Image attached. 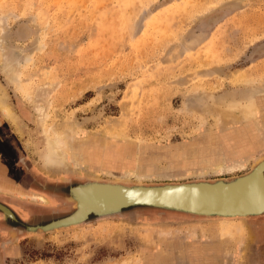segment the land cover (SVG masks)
<instances>
[{
    "label": "rangeland",
    "instance_id": "1",
    "mask_svg": "<svg viewBox=\"0 0 264 264\" xmlns=\"http://www.w3.org/2000/svg\"><path fill=\"white\" fill-rule=\"evenodd\" d=\"M0 87L15 118L0 112V204L16 219L0 212V264H264V215L134 207L27 232L71 214L68 189L113 182L106 172L161 177L147 186L249 172L190 174L247 128L250 164L264 152L255 123L219 129L214 118L256 105L264 119V0H0ZM46 92L43 127L31 102ZM71 126L80 164L45 165V134Z\"/></svg>",
    "mask_w": 264,
    "mask_h": 264
},
{
    "label": "water",
    "instance_id": "2",
    "mask_svg": "<svg viewBox=\"0 0 264 264\" xmlns=\"http://www.w3.org/2000/svg\"><path fill=\"white\" fill-rule=\"evenodd\" d=\"M264 161L249 172L236 176L229 181L214 180L212 183H166L163 185H148L142 187L147 190L143 198L128 199L137 196L129 191L120 199L106 204L100 202L88 203L82 210L80 192L91 184L73 186L68 189L67 201L72 203L73 212L60 220L50 222L44 226L27 227L29 233H46L71 229L84 224L90 216L105 217L120 213L124 209L147 207L159 210L177 212L203 218H250L264 215V201L257 198V190L264 192ZM257 179V180H256ZM256 184L254 185V182ZM99 193H115L118 189H136V186L126 188L120 185L96 184ZM83 185V184H81ZM88 188V187H87ZM86 189V188H85ZM79 193V194H78ZM85 193V192H84ZM82 193V194H84ZM256 197L250 199L249 196ZM81 194V195H82ZM256 199L258 201H256ZM0 212L5 219L15 221V216L6 206L0 204Z\"/></svg>",
    "mask_w": 264,
    "mask_h": 264
},
{
    "label": "bare ground",
    "instance_id": "3",
    "mask_svg": "<svg viewBox=\"0 0 264 264\" xmlns=\"http://www.w3.org/2000/svg\"><path fill=\"white\" fill-rule=\"evenodd\" d=\"M9 75H10V78H12L14 80H17L19 78V74H10L9 73ZM251 82H253V81H251ZM48 95H50V92H46L44 95H42V98L38 97L41 99L40 101L33 100L31 102L32 105L34 106L36 113H37V120L39 121V125H41L43 127L45 125H47V120L49 117L48 109H49L50 105L48 106L47 105L48 102L46 103V101H45L47 99L46 97ZM257 111H258V109L255 105L253 108H249L247 110L242 109L241 111H238L239 113L238 112L234 113L232 111L217 112V113H215L214 118L216 120V124H217V127L219 129H222L226 125L234 126V125L240 124L241 121L248 122L250 120L253 123H255L256 126L254 128H258V131L261 130L262 131L261 135H264V127H263L264 126V123H263L264 119L260 120V118L258 117ZM0 112L3 114V116L7 120H9L14 125L15 118H14L13 112H12L11 108L6 103V95H5V92L2 90L1 87H0ZM261 121H262V123H261ZM72 129H73V126L69 127V129H67L64 133H61V134H59V132H57V130H55V131L50 130L51 132L48 131L45 134L47 136H50L51 133L54 135V138H50L46 142L47 143L46 144V152H45V155L43 157L45 165L51 166V167L52 166L68 167L69 165H72L73 163L74 164H80V156H77L73 153L72 148H71V144H70L72 138L74 137V133H72ZM247 129H244L243 132H241L239 136L237 134L235 135V137H238V141H239V143H237L236 145L234 144L236 149H230L227 151L228 153L226 152L227 154H225L224 156H220L217 159L213 158L210 161H207L206 164L204 166L202 165L198 171H196L195 173L191 172L190 174L191 175L198 174V176L201 178H207L210 176L221 177V176H224L226 174H236L239 172L240 173L244 172V171L248 170V168L250 166H252L251 169H253V168H255V166H257L261 162H263L264 161V152H263L262 156L260 155L261 157L259 156V158H257L256 160L255 159L252 160V164H250V162H249V155H248L249 152L248 151H254V147H253V143H251L252 141H248V137H250L249 135H252V134H251V131L245 132ZM45 130H47V129H45ZM235 137H233V135L229 134V140L231 141V144H232V141H234ZM262 142H263V146H264L263 136H262ZM100 154H102V153H100ZM103 158L105 159V156H103ZM106 174H109L110 176L114 177V181L110 182V183L90 182L89 184H91V185L87 186L88 188L87 187H81V189H84V190H82L80 192V194L78 193L80 195V198H81L80 210H82L86 205H88V203H92V202H100L101 204L114 202V201L120 199L121 197L125 196L124 194L128 193L125 191H129L132 194H134L135 191L138 193L137 196L128 197V199H130V200L143 198L144 194L148 193V192H147V190H144L142 187H149V186L144 185L142 183L145 181H148V180H152L153 178H155V179L161 178L159 175L156 176V175L148 174V173H140L137 170H131V169H126L124 172V175L121 177L116 176V175L109 173V172H106L105 175ZM132 179L136 183V185H135L136 189H129V190L118 189L117 192L111 193V194L99 193L100 191L97 190L98 185L93 184V183H96V184L120 185V186H123L126 188H131V187H133L132 185L128 186V185H125L123 183H126ZM263 179H264V175H263ZM219 181L223 182V180H219ZM198 182L211 183L209 181H204V180L193 182V183H198ZM181 184H186V183H181ZM255 184H256V181L254 182V185ZM85 185L86 184L80 185V186H85ZM122 191H124L125 193L123 194ZM257 191H259V192H257L258 197H259L257 199L259 201H261V200L264 201V192L261 190H257ZM82 193H84V194H82ZM249 197H250V199H254L256 197V193L254 196H249ZM257 199H256V201H258ZM38 200H41L42 202H46V200L44 198H38ZM219 219L233 220V219H246V218L241 217V218H219Z\"/></svg>",
    "mask_w": 264,
    "mask_h": 264
},
{
    "label": "flooded vegetation",
    "instance_id": "4",
    "mask_svg": "<svg viewBox=\"0 0 264 264\" xmlns=\"http://www.w3.org/2000/svg\"><path fill=\"white\" fill-rule=\"evenodd\" d=\"M37 190V192L38 191H40V192H42V193H45V194H49V192L47 191V190H45V189H40V188H36V189H33V191H36ZM52 195L53 196H59L57 193H52ZM60 219V218H59ZM54 221H56V220H54ZM16 222H18V221H16ZM53 222V221H52ZM13 224V223H12ZM15 224V223H14ZM44 225H46V224H44ZM44 225H39V226H44ZM30 227H37V226H30ZM13 228H15V227H13ZM16 229V228H15Z\"/></svg>",
    "mask_w": 264,
    "mask_h": 264
}]
</instances>
